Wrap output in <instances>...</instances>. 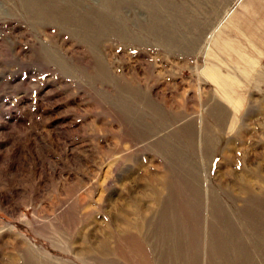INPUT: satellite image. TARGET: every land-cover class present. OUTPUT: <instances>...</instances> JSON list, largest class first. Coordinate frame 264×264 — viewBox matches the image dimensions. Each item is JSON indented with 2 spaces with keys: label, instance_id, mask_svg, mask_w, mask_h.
I'll use <instances>...</instances> for the list:
<instances>
[{
  "label": "rangeland",
  "instance_id": "obj_1",
  "mask_svg": "<svg viewBox=\"0 0 264 264\" xmlns=\"http://www.w3.org/2000/svg\"><path fill=\"white\" fill-rule=\"evenodd\" d=\"M263 174L264 0H0V264H264Z\"/></svg>",
  "mask_w": 264,
  "mask_h": 264
},
{
  "label": "bare ground",
  "instance_id": "obj_2",
  "mask_svg": "<svg viewBox=\"0 0 264 264\" xmlns=\"http://www.w3.org/2000/svg\"><path fill=\"white\" fill-rule=\"evenodd\" d=\"M33 7H35V10H33ZM45 8H47V6H44V8H42V6H40L39 8H38V10H37V8H36V5L34 4L31 8H30V12L31 13H33V15L35 16V17H37V15L38 16H41V17H45V16H47V14H46V11L44 10ZM56 17H58V16H56ZM69 18V17H68ZM97 18L99 19V17L97 16ZM96 19V18H95ZM97 20V19H96ZM98 21V20H97ZM192 31V30H191ZM179 34V33H178ZM207 37V36H206ZM182 38V37H181ZM203 41V40H202ZM188 42H190V41H188ZM211 113H212V115H214V117L215 118H217V120H219L218 122L219 123H223V121H224V123H225V121H227V119H228V115H227V109L222 105V106H219V107H214V108H211ZM218 123V124H219ZM222 126V125H221ZM255 174L257 173V172H254ZM262 175V174H261ZM264 175V174H263ZM192 178V176L190 177V179ZM261 179H264V178H261ZM263 181V180H262ZM264 182V181H263ZM245 183V182H244ZM248 184V183H247ZM191 185V184H190ZM246 186V185H245ZM252 187V186H251ZM250 187V188H251ZM264 187V186H263ZM262 187V188H263ZM253 188V187H252ZM252 188H251V190H252ZM169 190L171 191V188L169 187ZM203 191H204V189H202ZM248 190V189H247ZM264 190V189H263ZM258 191H260V190H258ZM207 193H208V190H207ZM256 193V195H257V197L254 195V192H252L250 195L253 197V199H251L250 201H249V205L251 206H254V200L256 201V205H257V208L259 209V210H262L263 208H264V191H260L259 193H257V192H255ZM205 196H206V194H205ZM204 196V197H205ZM207 197V198H206ZM205 197V206H206V203L208 202V207L207 208H210L211 210H212V214H214V213H217V215H216V222L215 223H212V225L213 226H215L216 225V223H218L219 225H223L222 224V218H223V216L225 215V212H226V207H225V205L223 204V202L220 200V199H215L214 198V194H210V196L208 195V196H206ZM170 200L172 199V198H169ZM203 200V199H202ZM207 200V201H206ZM201 202V201H200ZM168 203V202H167ZM174 204V203H173ZM200 209L201 208H203L202 207V205H201V203H200V207H199ZM248 208H250V207H248ZM243 214H245L246 215V217H250L251 216V214H250V211L248 212L246 209H243ZM257 217V216H256ZM258 218H260V217H258ZM262 221V225L260 224L257 228H258V233H259V235H260V239H263L264 240V221L263 220H261ZM175 224H176V222H175ZM234 224V223H233ZM231 222L230 223H228V226H229V228L230 229H232V231H226L225 229H223V228H220L219 229V232L221 233V234H218V236H217V238L219 239V240H221L222 242H220V243H222L223 245L220 247H218V248H215V249H212V250H210V253H211V255L214 257V255L215 256H218V255H220L221 256V258H220V261L222 262V264H231V261H230V259L233 257V258H237V259H235V261L237 260V261H240V260H242V261H240V264H253V262H255V261H253L254 260V257H253V254H252V252L253 251H251V250H249V249H244L243 248V246H242V243H241V240H240V238L238 237V236H230L229 238H226L224 235H223V233H227V232H229V233H231V234H235L234 233V231L236 230V228H235V226L233 225ZM237 224V223H236ZM137 228H141L140 226H138L137 225ZM256 228V229H257ZM237 231V230H236ZM260 241V240H259ZM257 243H255L256 244V247L259 249V251H261L263 254H264V245L262 246V244H261V246H259L260 245V243H261V241L260 242H258V241H256ZM217 244H219V243H217ZM236 244H238L239 245V248L240 249H236ZM228 245H231L230 247L228 246ZM234 251V252H232V254H230V259H229V254L228 253H230V251ZM258 254H259V252H258ZM228 255V256H227ZM259 256V255H258ZM174 254H171V255H169V254H167L166 255V259L168 260V261H171V260H173L174 259ZM255 257H256V255H255ZM263 257V256H262ZM36 259H37V256L35 255V253L33 252V250H30V251H27V256H26V263L25 264H40V263H42V262H37L36 261ZM175 261V260H174ZM234 261V260H233ZM259 262H262V261H259ZM264 262V261H263ZM165 263H166V261H165ZM164 263V264H165ZM232 263H234V262H232ZM172 264H173V262H172ZM260 264V263H259Z\"/></svg>",
  "mask_w": 264,
  "mask_h": 264
}]
</instances>
